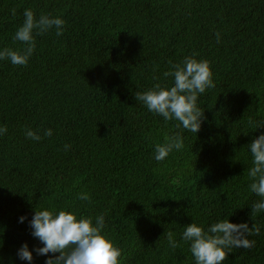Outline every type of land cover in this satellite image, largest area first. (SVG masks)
<instances>
[{"label": "trees", "instance_id": "16d2710c", "mask_svg": "<svg viewBox=\"0 0 264 264\" xmlns=\"http://www.w3.org/2000/svg\"><path fill=\"white\" fill-rule=\"evenodd\" d=\"M26 8L66 25L59 37L36 34L27 65L0 61V264H30L17 250L42 245L19 218L45 207L104 214L120 264H194L182 230L221 219L247 223L254 241L224 264H264V213L251 207L264 198L247 175V145L264 132V0H0V49L23 47L13 36ZM191 55L211 61L216 87L200 97V132L185 130V147L157 162L155 145L178 121L135 94L170 86L165 73Z\"/></svg>", "mask_w": 264, "mask_h": 264}, {"label": "clouds", "instance_id": "9594fccd", "mask_svg": "<svg viewBox=\"0 0 264 264\" xmlns=\"http://www.w3.org/2000/svg\"><path fill=\"white\" fill-rule=\"evenodd\" d=\"M16 15V9L11 10ZM23 23L14 33L13 41L23 45L20 48L4 47L0 49V61L8 60L14 65H27L36 51V34L55 30L57 37L65 31L66 21L60 16L41 13L37 17L31 8L24 10ZM217 40L221 34L216 33ZM165 76H171V85L155 84L146 91L136 92L138 102H142L148 111L163 117L165 121H178L175 125L179 131L165 135L162 143L155 145L154 159L164 161L170 154L185 147L184 131L198 134L205 120V110L199 106L202 94L216 87L211 61L198 59L196 55L186 56L181 62L172 64ZM264 126L261 124L255 130ZM8 132L6 124H0V136ZM25 135L39 141L42 136L38 131L27 128ZM53 135V129L44 131V136ZM251 155L252 166L247 169L251 180V193L264 198V132L254 136L247 145ZM65 150L70 145H64ZM81 201L91 199L90 194L82 192L77 197ZM252 213H264V199L253 203ZM28 221L32 236L40 245L31 248L25 242L18 250L21 261H34V253L47 257L45 264H120L121 249L113 237L105 231L104 214L95 218L85 216L77 211L64 208L35 209L31 220L26 215L19 218L20 223ZM255 227V226H253ZM252 229L247 223L236 224L230 219H221L205 228L203 224H187L181 233V239L189 245L194 264H224L233 248H250L254 241L247 238ZM260 229L255 227L258 234ZM170 247L176 248L178 242L172 231H167ZM59 253V255H56ZM51 254V255H49Z\"/></svg>", "mask_w": 264, "mask_h": 264}]
</instances>
